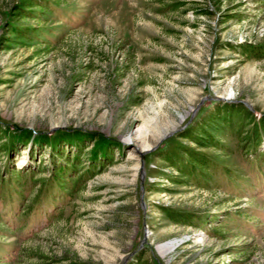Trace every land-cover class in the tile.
I'll use <instances>...</instances> for the list:
<instances>
[{"label":"rangeland","instance_id":"rangeland-1","mask_svg":"<svg viewBox=\"0 0 264 264\" xmlns=\"http://www.w3.org/2000/svg\"><path fill=\"white\" fill-rule=\"evenodd\" d=\"M0 264H264V0H0Z\"/></svg>","mask_w":264,"mask_h":264},{"label":"trees","instance_id":"trees-1","mask_svg":"<svg viewBox=\"0 0 264 264\" xmlns=\"http://www.w3.org/2000/svg\"><path fill=\"white\" fill-rule=\"evenodd\" d=\"M24 35V34H23ZM23 35L22 34H20L19 32H17L16 33V39H21L22 37H23ZM15 41V40H14ZM49 137V136H48ZM193 157V156H192ZM195 159V158H194ZM195 161V160H194ZM203 166H205V164L203 165ZM66 171V170H65ZM65 171H64V168H61L60 167V169H58V171L55 173V178L54 179H56V180H58L59 179V177L61 176L62 177V174H64L65 173ZM20 172V171H19ZM182 172V171H181ZM24 176V175H23ZM9 186H12V184H10ZM22 193V192H21ZM12 203H14V201H12ZM24 213H22V214H26V216H25V220H28V219H30V218H32L34 215H32V213H33V211H32V207L30 206L29 208H27V210L26 211H23ZM21 214V213H20ZM19 214V215H20Z\"/></svg>","mask_w":264,"mask_h":264},{"label":"bare ground","instance_id":"bare-ground-1","mask_svg":"<svg viewBox=\"0 0 264 264\" xmlns=\"http://www.w3.org/2000/svg\"><path fill=\"white\" fill-rule=\"evenodd\" d=\"M175 248H176L175 243H168L162 247H159V250L161 251L163 255H166L168 252L173 251Z\"/></svg>","mask_w":264,"mask_h":264}]
</instances>
